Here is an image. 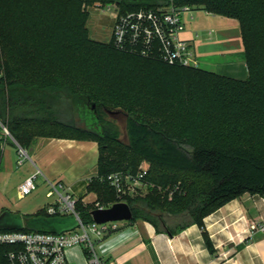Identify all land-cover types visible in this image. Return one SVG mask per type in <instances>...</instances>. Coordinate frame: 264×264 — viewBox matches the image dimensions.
I'll list each match as a JSON object with an SVG mask.
<instances>
[{
	"label": "trees",
	"instance_id": "trees-1",
	"mask_svg": "<svg viewBox=\"0 0 264 264\" xmlns=\"http://www.w3.org/2000/svg\"><path fill=\"white\" fill-rule=\"evenodd\" d=\"M169 2L0 0V132L6 127L26 151L38 131L46 132V138L97 142L98 170L89 190L106 208L121 201L106 177L119 171L136 174L147 163V195L122 201L132 209L131 222L145 220L158 231L174 234L187 225L204 228L207 216L245 193L264 197V149L244 141L249 112L236 107L244 104L264 114V0H176L178 6L239 22L245 80L143 59L116 50L112 41L102 44L89 38L91 7L115 4L126 12ZM14 28H20L19 37L11 32ZM11 45L26 56L25 65L13 64ZM207 73L208 86H219L230 99L229 112H210L193 93L190 99L182 95L174 105L153 87L184 86L180 92L187 94L189 86H197L190 75ZM236 94L242 98L233 97ZM91 103L96 105L99 131L88 128L80 116ZM113 111L129 116L128 143L119 139L115 124L107 119ZM177 185L172 199L163 195ZM95 209L78 203L84 223L93 221ZM21 221L20 229L0 232L61 234L78 228L73 216L51 217L45 209ZM204 236L209 243L205 231ZM11 250L0 246V264H9Z\"/></svg>",
	"mask_w": 264,
	"mask_h": 264
},
{
	"label": "crops",
	"instance_id": "crops-1",
	"mask_svg": "<svg viewBox=\"0 0 264 264\" xmlns=\"http://www.w3.org/2000/svg\"><path fill=\"white\" fill-rule=\"evenodd\" d=\"M14 150L19 147L12 137L2 135L0 155L3 151L12 159ZM30 150L26 179L39 170L45 182L62 181L77 198L96 201L89 186L98 170L97 142L40 138ZM48 204L26 216L36 215ZM118 225L117 232L96 246L99 258L109 264H264V197L259 195L245 193L227 203L204 219V228L192 224L169 234L145 220ZM67 259L69 264H94L82 247L69 249Z\"/></svg>",
	"mask_w": 264,
	"mask_h": 264
},
{
	"label": "built area",
	"instance_id": "built-area-1",
	"mask_svg": "<svg viewBox=\"0 0 264 264\" xmlns=\"http://www.w3.org/2000/svg\"><path fill=\"white\" fill-rule=\"evenodd\" d=\"M110 7L117 10L112 35V44L116 50L170 66L200 68L191 41L183 37L186 31L183 14L193 11L190 7L178 6L176 0H170L168 5L156 9L141 8L123 12L118 5H109ZM2 128L0 139L2 135L11 137L8 129L4 126ZM19 151L24 158L28 155L22 148H19ZM20 163L22 164L23 160ZM148 168L141 167L136 174L119 171L106 177L120 202H124L122 200L126 198L145 195L149 188L144 180ZM40 175L42 172L38 170L20 184L21 198L37 189L36 180ZM48 185L50 191L47 197L54 199L45 208L47 215L73 216L78 228L61 234L0 232V246L12 248L8 254L9 264H69L67 251L73 247L84 248L89 260L94 264H109L99 258L96 246L99 241L119 230V222L98 224L93 220L91 223H84L77 210L80 201L85 205L93 204L95 210L106 207L98 203L97 199L94 202H86L77 198L71 187L62 181H48ZM262 230L264 231V226Z\"/></svg>",
	"mask_w": 264,
	"mask_h": 264
},
{
	"label": "rangeland",
	"instance_id": "rangeland-1",
	"mask_svg": "<svg viewBox=\"0 0 264 264\" xmlns=\"http://www.w3.org/2000/svg\"><path fill=\"white\" fill-rule=\"evenodd\" d=\"M191 16L193 18H191ZM183 19L186 24V31L183 37L191 41L193 50L199 61L200 69L210 73L227 75L239 80L247 79L248 70L238 21L222 16L208 15L204 10L184 12ZM116 20L117 10L113 7L109 8L108 5H98L89 8L86 25L89 38L94 42L110 44ZM11 32H14L13 34H17V37H19L18 34L21 31L20 28H14ZM11 48L12 53L10 57L13 64H19V66L25 65L26 56L19 48L12 47V45ZM33 59H35V62L37 58ZM158 72L163 74V70H159ZM190 79L197 86H189V93L187 94L180 92L181 87L184 86L166 85L153 87L160 96L162 95L164 99L171 100L174 105L184 97H189L190 99V93H193L195 96L192 95L197 103L205 106L210 112L223 114L230 111V107L226 105L230 101V99L227 98V94L224 93L219 86H208L211 80L208 73L198 74V76L190 75ZM233 97L242 98L240 94H236ZM203 101H205V103ZM236 107L241 108L242 111L249 112L244 121V141H248L249 144H254L264 149L263 112L261 110L256 111L244 104H237ZM80 114L86 121L87 127L90 128V123H88L89 119L84 114ZM107 119L115 124L119 133V139L128 143L129 116L121 111H113V113L108 114ZM38 134L39 136L36 140L46 138L45 136L47 135L46 132L40 133V131H38ZM7 149L11 150L9 146ZM27 152L28 155L24 158L21 156L19 150H14L12 159H10V157L4 156V152L1 151L0 218L9 217V219H18L20 217H25L43 208L45 204H48L54 199L47 197L50 187L47 180L46 182L44 181L43 175H40L36 180L37 189L35 191L24 198L20 197L19 185L26 179V171L29 168L32 156L31 150ZM21 160H23L22 164L20 163ZM142 167H148V164L143 163ZM178 189L179 185L173 188V190H168V193H162L163 195L167 194L168 198L172 199L173 192ZM147 193L148 191L144 193L145 196ZM175 225L176 224L173 223L171 227H175Z\"/></svg>",
	"mask_w": 264,
	"mask_h": 264
},
{
	"label": "water",
	"instance_id": "water-1",
	"mask_svg": "<svg viewBox=\"0 0 264 264\" xmlns=\"http://www.w3.org/2000/svg\"><path fill=\"white\" fill-rule=\"evenodd\" d=\"M82 114H84L89 119L88 123H90L93 128H97L96 130L99 131L97 126L98 120L96 117V105L94 103H91V106L84 109ZM92 217L94 222L98 224L122 221L128 222L133 219V212L131 207L126 202H120L114 204L110 208L94 210L92 212ZM21 227V217L18 219H9V217L0 218V229L15 230L20 229Z\"/></svg>",
	"mask_w": 264,
	"mask_h": 264
}]
</instances>
